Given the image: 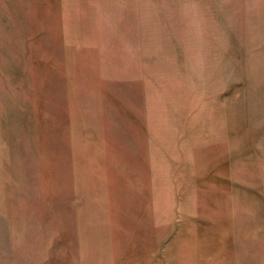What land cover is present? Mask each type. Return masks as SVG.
I'll use <instances>...</instances> for the list:
<instances>
[{
	"label": "rangeland",
	"instance_id": "374dc122",
	"mask_svg": "<svg viewBox=\"0 0 264 264\" xmlns=\"http://www.w3.org/2000/svg\"><path fill=\"white\" fill-rule=\"evenodd\" d=\"M2 193L0 264H70L46 195L102 264H264V0H0Z\"/></svg>",
	"mask_w": 264,
	"mask_h": 264
},
{
	"label": "crops",
	"instance_id": "0c3cea01",
	"mask_svg": "<svg viewBox=\"0 0 264 264\" xmlns=\"http://www.w3.org/2000/svg\"><path fill=\"white\" fill-rule=\"evenodd\" d=\"M62 181L68 180L62 177ZM7 184L12 187H8L7 191H11L19 186L20 180L9 177ZM69 198V195L61 196V198L55 195H46V209L41 210L38 227L40 234L43 235L41 241L43 249H45L46 262L50 258L56 259L59 256L61 259H70V264H102L101 251L98 249L96 251V244L101 246L102 235L105 232L101 215L96 211L90 215L88 214L90 211L77 209L75 210L76 217H74L73 213H70L66 208ZM3 201H5V193L0 194V204H4ZM59 206L60 208H57ZM21 210H16L15 207L3 211L0 209V244L3 239L11 238V233L14 230L11 239L12 249H15L16 241L18 247L21 246L23 230ZM31 224H33V220H31ZM7 231L9 233L5 235Z\"/></svg>",
	"mask_w": 264,
	"mask_h": 264
}]
</instances>
